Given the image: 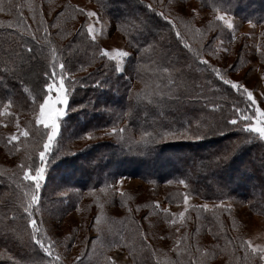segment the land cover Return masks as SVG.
I'll use <instances>...</instances> for the list:
<instances>
[{"label":"trees","instance_id":"16d2710c","mask_svg":"<svg viewBox=\"0 0 264 264\" xmlns=\"http://www.w3.org/2000/svg\"><path fill=\"white\" fill-rule=\"evenodd\" d=\"M91 1L122 35L127 50H131L120 73L112 60L103 57L97 40L86 34V18L68 0H47L49 5L44 8L38 5V0L35 4L30 1V5L16 0L8 11L14 17L0 22V111L9 105L8 109L13 111L7 115V124L16 121L29 131V137L21 135L11 143L0 134V145L19 160L10 168L12 171H0V264H103L107 259L105 254L113 246L122 247L134 264H210L217 256L223 257V264H260L258 256L244 260L240 241L245 238L231 232L227 224L231 219L226 217L225 207H214L204 213L195 204L187 210V215L193 214L206 224L198 229L183 221L180 236L173 240L168 236L171 256L163 261L160 254L149 248L148 237L131 212V197L111 186L120 177L139 176L153 188L161 184L172 186L175 193L180 192L173 199L175 202L181 201L185 194L204 200L229 198L264 216V140L258 134L243 133L231 126V131L224 129L226 135L217 131L201 139L180 134L190 119L195 127L197 115L202 121L223 128L235 118L237 108L250 113L245 99L211 71L212 67L223 69L210 61L217 55L215 42L218 40L217 46L224 48L221 42L233 44L238 39L214 14L223 10L243 21L264 23V0H193L207 11L205 25L184 19L177 6L169 5L173 0H103V7L102 0ZM161 12L176 24V30L158 15ZM44 14H52V19L46 22L42 18ZM137 17L147 22L143 34L129 23ZM177 30L183 39L176 36ZM149 44L155 45V51ZM184 44L189 47L184 48ZM29 47L33 49L31 53L26 51ZM53 48L57 60L66 66L69 105L67 115L59 122L58 136L46 155V180L41 182L39 210L35 214L40 238L46 247L51 246L49 256L31 240L30 228L25 227L20 197L31 188L28 190L25 187L28 182L22 181L20 165L26 164L33 170L40 166L38 153L47 130L36 125L33 114L43 100V84L47 82L44 72H51ZM13 50L26 58L22 72L18 71L20 60L13 57L16 60L13 64L5 55ZM163 53H167L166 58H161ZM200 57L208 64H201ZM164 68H169V73H164ZM175 69H180L181 75ZM14 70L19 78L12 75ZM169 75L175 84H169ZM123 77H129L130 81ZM147 92L153 93L149 99L137 100V93ZM113 128L117 133H112ZM1 129L4 127L0 123ZM120 129L124 131L121 133ZM167 130H175L177 134L157 135ZM202 131H207L206 127ZM86 136L96 141H88ZM82 140L90 144L72 151L71 145L77 147ZM179 154L183 159H179ZM223 155L227 159L218 161L217 157ZM211 170L219 174L215 177ZM57 174L61 177L57 178ZM181 180L184 183L179 189L174 184ZM251 181L256 183V189L249 188ZM61 189L67 192L64 196L69 202H77L82 194H87L100 207L105 205L100 195L105 194L108 205L122 209V214L114 215L105 208L103 225L94 229L99 241L95 254L82 258L83 252L79 253L80 262L78 257L70 263L64 261L44 222V215L56 208L52 200ZM50 194L54 197H49ZM138 205L133 203L134 207ZM139 207H145L149 214L156 211L153 200ZM4 224H11L16 230H6ZM171 236H176L173 228ZM81 238L73 241L80 244L84 236Z\"/></svg>","mask_w":264,"mask_h":264},{"label":"rangeland","instance_id":"374dc122","mask_svg":"<svg viewBox=\"0 0 264 264\" xmlns=\"http://www.w3.org/2000/svg\"><path fill=\"white\" fill-rule=\"evenodd\" d=\"M1 1L3 0H0V3ZM4 1V4L0 6L3 8V10L0 11V22H5V19L14 17L8 11L14 5L13 3L16 0ZM24 1H27L30 5V1L35 4L36 0ZM68 1L79 9H84L85 11H95L98 13V23H96V18H92L87 22L94 23L96 28L95 40H97L100 44L101 51L104 49L109 51L121 49L131 53V50H127L125 40L122 35L113 29L108 17L103 16V14L100 13L101 11L99 12L98 8L91 0ZM38 2V5L40 6L41 4L43 8L49 5L47 0H38ZM161 5L164 7V3ZM169 5L174 6L175 4L170 2ZM177 7L180 10L179 14L183 15L184 19L188 18L193 23L205 25L207 20V11L200 8L193 0L181 3ZM123 8L124 6H122V9ZM26 14L27 13H25V15ZM218 14L226 15V19H228L233 25V27L231 29L228 28V30L231 32L233 37H237L238 39L233 44L221 42L225 45L224 48L217 46V40L214 44L216 45L214 49L217 50V55L213 56L210 61L212 64L219 65L223 68L222 72L226 74V78L240 83L253 92V98L256 101L255 106H252L250 102H248L245 94L233 90L236 95L245 99L247 105H249V110L251 108L252 111V113L250 111L249 114H253V107H260L264 110V23L243 21L240 17L234 16L233 14L223 10H217L214 14L215 17ZM44 17L42 16V18L47 22L52 19V14H44ZM27 21L31 23L29 19H27ZM48 26L50 27V24H48ZM235 60H237L236 65L234 64ZM113 62L115 63L114 65H116V62ZM219 66L216 67L220 68ZM121 67L122 69L125 68V59L123 60ZM125 79L130 81L129 77H126ZM8 108L9 106L7 109ZM7 109H3L2 111L7 113L13 111V109ZM37 116L38 109L33 114L35 120ZM7 117V115L0 116V123L4 127V129L0 130V134L6 137L9 141V137L11 135H17L20 131L25 130V128L20 126V129L18 130L16 128V121L12 124H7ZM97 133L102 134L101 131H98ZM102 137L100 136L101 140L104 139ZM85 138H87L88 141H96L93 140L94 138H89V136H86ZM96 139L99 140V138ZM87 144L90 143L84 144V141L82 140L76 145L77 147L71 145L73 148L72 151H75L77 148L81 150L87 146ZM3 150L6 152L4 147L0 145V163H2L0 169H6L0 171H12L13 169L10 168H13L15 162H19V160L16 161V156L9 155L7 152L5 154ZM183 154L184 156H187L188 153L184 152ZM179 159H183L181 154H179ZM194 171H197V169L195 168ZM211 171L214 172L215 177L219 174L217 170ZM56 177L60 178L61 175L57 174ZM174 185L181 189L183 184L179 182ZM56 187L58 186L56 185ZM111 188L128 194L129 199L131 197L129 202L130 205L132 204L131 212L138 219L139 225L143 229L145 236L148 237L147 242L149 244V248L153 251V253L157 252L158 255L160 254L159 256H161L163 261H167L171 256V249H169L167 243L169 238L171 240L176 237L178 238L183 232V225L185 224H182L183 221L189 225L195 226V228L198 229L202 228L201 225L206 224L205 220H201L199 218L197 219L193 216V214L187 215V211L185 209L187 207L188 210L192 204L197 206L207 204L209 206L208 210H211L214 207H225L224 209H227V211H225L227 214L226 217L231 219L227 222V224L234 235L243 236L245 241L252 240L254 244H264V216L252 213L242 202L234 201L229 198L220 200H204L196 196L188 197V204L185 206L184 197L178 202L173 200L178 197L180 192L175 193L172 186L161 184L153 188L139 176L120 177L112 184ZM249 188L256 189V183L251 181ZM28 190H30V188H28ZM29 193H31V190ZM64 195H67V192L63 189H61V192L55 194V197L53 194L49 195V197H54L52 202L54 201L53 205H55V209H58V211L53 214L54 209L51 213H46L44 215V222L51 239L57 249L61 252L62 258L65 262L70 263L75 257H78V254L81 252H83L82 258L92 257L95 254V249L97 248L99 241L94 234V229H98L101 225H103L102 220L105 208L107 209L108 214L111 213L114 215L122 214V209L108 205L109 203L106 201L108 196L105 194L100 195L102 200L105 201V205L101 204L100 207L96 206V202H93L87 194H82L80 200L77 202L67 201ZM169 197H171L170 199L172 200L166 201V199L169 200ZM150 200L155 202L156 211L153 214L147 213L146 210H144L145 207H142V204H147ZM134 202H138L139 205L134 207ZM165 210H167V212H165ZM180 212L185 213L183 218L179 216ZM203 212L206 213L208 211L204 210ZM97 217H99V219H97ZM172 228L176 235L175 237L171 236ZM83 236L84 239L82 243L79 244L73 241L78 237L80 240ZM108 253L109 254H105L106 258H112L115 264H134L131 257L122 247L113 246L112 248H109ZM78 260L80 262V259ZM210 264H223V257L217 256L211 259Z\"/></svg>","mask_w":264,"mask_h":264},{"label":"snow or ice","instance_id":"6c2138e0","mask_svg":"<svg viewBox=\"0 0 264 264\" xmlns=\"http://www.w3.org/2000/svg\"><path fill=\"white\" fill-rule=\"evenodd\" d=\"M174 4L176 6H179L182 3V0H173ZM101 6L103 7V0L101 2ZM151 8V6H148ZM3 8L0 7V11H2ZM153 12H155V9H151ZM80 13L84 15L87 21H90L92 18H96V23L99 22L98 13L95 11H85L84 9H78ZM194 11V10H193ZM164 21H166L168 24L172 26L173 30H176V24L169 18L168 15H165L163 12L158 14ZM35 18V16L33 17ZM215 19L217 21H222L223 24L227 28H232V23L226 19V15L224 14H218ZM24 17L20 16V22H23ZM138 21V23H137ZM43 21H40V24H42ZM129 23L137 29L138 32H141L143 34V30L147 29V22L139 17L135 18L133 21H129ZM55 27V25H53ZM84 27L86 28V34L95 41L96 39V28L94 26V23L87 22ZM25 28H27V25H25ZM45 34L47 35V28L44 29ZM199 31V30H196ZM176 36L183 39L182 34L177 30ZM188 44H184V48H188ZM149 48H152L155 51V45L149 44ZM26 51L28 53H31L33 49L31 47L27 48ZM103 57L108 58L109 60H113L116 62V71L120 72L123 71L121 65L123 60L128 57L129 53L127 51L121 50V49H115L113 51H109L107 49H104ZM215 54V52H213ZM5 55H7L9 60H12L13 64L16 63V60L13 59V57H16L20 60L19 64V72H22L24 69V64L26 63V58L23 56L22 53H16L14 50L11 52H6ZM196 55L199 57V52L196 53ZM167 53L161 54V58H166ZM52 59L53 63L51 64V72H44V76L47 78V82L43 84L44 94H43V100L42 103H39L38 105V116L36 117L35 123L36 125H43L44 129L47 130L46 132V140L43 143L42 150L39 151V160H40V166L35 167L33 170L32 167L21 164L20 168L22 171V181L28 182V184L25 186L26 188H31V193L28 191H24L22 196L20 197L21 200V207L23 210V214L26 216V228H30V238L31 240L38 245L47 255H51V246L46 247L44 241L40 238L41 237V229L38 226V221L35 218L36 212L39 210V200H40V189H41V182L46 180V155L51 151L52 149V143L58 136V133L60 131V121L61 119L67 115L68 111V105H69V93L68 88L66 85V66L65 63L62 61L57 60L56 56V50L52 49ZM199 62L201 64L207 65L208 61L204 60L202 57L199 58ZM59 69V71H57ZM5 70H7V64L5 65ZM164 73H169V68H164L162 70ZM177 75H181L180 69H175ZM211 71L216 75L218 79H220L223 84L228 85L231 89L236 90L237 92H240L242 94H245L247 97L248 102L252 106H255L256 101L253 98V92L249 90L248 88L244 87L238 82H234L231 79L226 78V74L223 73L221 70L212 67ZM12 75L14 77H18L17 70H14ZM2 83V81H0ZM176 81L169 75V84H175ZM27 91V89H25ZM153 95L152 92L147 93H137L136 98L137 100L140 99H149ZM151 102V101H150ZM11 102H9L10 104ZM9 105H5V108H7ZM215 106V105H214ZM218 107V106H215ZM10 115L9 113L5 111H0V116ZM196 123L195 127H193V120L188 121V127L184 128L183 131L180 133L181 135H189L191 134L195 139H201L203 135L212 134L215 135L217 131H219L220 135H226L227 133L224 131V129H229L231 131V127L239 129L240 132L247 133V134H258L259 138L261 140H264V110H262L260 107H253V114L249 115L244 110H241L239 108L236 109V115L235 118L227 121V123L223 126V128L220 127L219 124H212L211 122L202 121L200 116L197 115L195 117ZM207 129V131H202L203 128ZM16 128L20 129V124L17 122ZM112 133H117V129L113 128ZM121 133L124 131V129L119 130ZM38 132V130H37ZM235 133V132H234ZM177 132L175 130H167L163 133H157V135H162L163 137L167 136H175ZM23 136L25 138L29 137V131L22 130L17 135H11L9 137V143L13 141H17L20 139V136ZM144 136H148V133H144ZM89 138H91L89 136ZM234 143V142H233ZM15 147V145H13ZM227 159V155H223L220 157H217L218 161H223ZM180 183H184L183 180L180 181ZM19 187V185L17 186ZM123 195V193H121ZM188 196L185 194L184 196V204L187 206L188 204ZM204 210H208L209 206L207 204L201 206ZM219 207V206H216ZM187 211V207L185 209ZM230 210V209H229ZM167 212V210H165ZM185 213L180 212L179 216L184 217ZM99 219V217H97ZM13 220H15V217H13ZM4 229H11L15 231L16 229L11 224H4ZM241 245H243L244 250V260L248 261L253 256H258L261 264H264V244H254L252 240H243L240 241ZM199 251V249H198ZM56 259L58 260L59 257L57 256ZM79 259V257L77 258ZM103 264H115V262L112 260V258H107ZM199 264V262H198Z\"/></svg>","mask_w":264,"mask_h":264}]
</instances>
